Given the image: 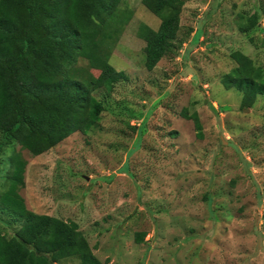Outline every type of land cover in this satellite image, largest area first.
Returning a JSON list of instances; mask_svg holds the SVG:
<instances>
[{
  "label": "rangeland",
  "instance_id": "374dc122",
  "mask_svg": "<svg viewBox=\"0 0 264 264\" xmlns=\"http://www.w3.org/2000/svg\"><path fill=\"white\" fill-rule=\"evenodd\" d=\"M184 1L182 46L153 70L138 28L161 18L142 0L122 3L131 18L110 62L128 80L96 92L106 109L88 133L38 156L5 147L0 193L16 149L28 161L27 207L76 221L105 264H264V95L246 107L223 83L240 53L264 68V0ZM254 14L259 23L243 31ZM185 108L200 114L202 138ZM16 227L0 206V230Z\"/></svg>",
  "mask_w": 264,
  "mask_h": 264
},
{
  "label": "trees",
  "instance_id": "16d2710c",
  "mask_svg": "<svg viewBox=\"0 0 264 264\" xmlns=\"http://www.w3.org/2000/svg\"><path fill=\"white\" fill-rule=\"evenodd\" d=\"M125 0H0V152L19 144L33 156L41 155L77 131L88 133L106 107L96 92L107 96L128 80L111 62L119 35L131 18L122 9ZM161 18L155 29L141 23L145 66L153 70L168 54H176L184 0H142ZM259 23L254 14L243 31ZM198 38V37H197ZM223 79L228 88L243 92V104L252 107L264 95V68L244 54ZM100 70L94 75L80 61ZM183 116L194 121L203 137L200 114ZM0 206L17 224L11 236L0 230V264H62L76 257L80 264H105L94 253L76 221L30 210L21 195L28 161L13 149ZM125 171V170H124ZM146 233L136 234L137 242Z\"/></svg>",
  "mask_w": 264,
  "mask_h": 264
}]
</instances>
